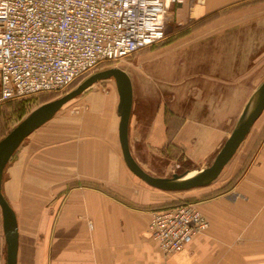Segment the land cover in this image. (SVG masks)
Returning <instances> with one entry per match:
<instances>
[{
    "label": "crops",
    "instance_id": "1",
    "mask_svg": "<svg viewBox=\"0 0 264 264\" xmlns=\"http://www.w3.org/2000/svg\"><path fill=\"white\" fill-rule=\"evenodd\" d=\"M174 5L192 26L205 21L133 53L125 68L130 148L159 176L154 160L166 159L168 139L187 169L209 165L264 81V0H182L167 9ZM82 92L30 132L5 166L17 264H264V109L218 177L189 188L209 227L166 253L150 222L177 190L134 177L120 141L117 83ZM31 103L30 95L0 97V138ZM221 185L229 187L216 193ZM7 249L0 205V264Z\"/></svg>",
    "mask_w": 264,
    "mask_h": 264
},
{
    "label": "built area",
    "instance_id": "2",
    "mask_svg": "<svg viewBox=\"0 0 264 264\" xmlns=\"http://www.w3.org/2000/svg\"><path fill=\"white\" fill-rule=\"evenodd\" d=\"M182 0H0V97L64 91L100 63L132 55L165 34V11ZM209 218L193 201L153 212L151 235L181 250Z\"/></svg>",
    "mask_w": 264,
    "mask_h": 264
},
{
    "label": "water",
    "instance_id": "3",
    "mask_svg": "<svg viewBox=\"0 0 264 264\" xmlns=\"http://www.w3.org/2000/svg\"><path fill=\"white\" fill-rule=\"evenodd\" d=\"M114 76L120 94L118 112L120 120V141L124 158L130 169L148 183L168 190L189 189L212 182L221 173L225 164L234 155L244 140L252 125L264 109V81L257 89L254 97L245 107L237 125L220 148L213 161L206 167L197 170L191 176V171L174 172L171 176H159L148 172L132 154L128 125L133 103V86L128 72L119 66H113L93 72L84 78L77 86L65 94L48 100L33 109L22 121L15 125L0 139V205L3 211L4 228L8 242L7 264H17L18 253V223L16 212L2 190L3 173L6 164L20 143L35 128L52 117L68 100L77 96L98 80Z\"/></svg>",
    "mask_w": 264,
    "mask_h": 264
},
{
    "label": "rangeland",
    "instance_id": "4",
    "mask_svg": "<svg viewBox=\"0 0 264 264\" xmlns=\"http://www.w3.org/2000/svg\"><path fill=\"white\" fill-rule=\"evenodd\" d=\"M164 21H165V34H164V36L160 40H158L157 42L153 43L152 45H148V46L144 47L143 49H140V51L144 50L146 48H149L155 44L164 43V42H168L170 40H173L178 36L189 33L190 30L192 29V25L184 20V18L182 16L181 9L179 7H177L176 5L172 6L170 9H166L165 15H164ZM131 56L123 57L120 59L105 60L102 63H100L90 74H92L95 71L105 69V68H109V67H113V66H119V67H122L125 69L127 67L126 66L127 60ZM90 74H88V75H90ZM87 76H85L84 78H86ZM84 78H81L79 81H76L73 84H71L70 87H68L69 89L67 88L68 90H64V91H43V92H39V93L30 95L31 99L33 100V103H31V105H29V109H31L32 107L36 108L37 106L46 102L45 100H47V99L51 100V99L57 98V97L65 94L67 91L75 88L77 86V84L80 83ZM110 83L116 84V79L114 76L98 80L97 82H95L94 84H92L91 86L86 88L83 92L86 93V91L92 90V89L97 88V87H102V86L104 87ZM73 99H75V98H73ZM72 100L67 102L65 105L70 103ZM167 146L168 147H167L166 159L161 158L160 161L157 159L154 160V164H156V166H159V168L161 169L160 172L164 173L166 176H171L174 172L181 173V172H184L185 170H187V168L190 165L188 164V166H187L186 160L183 161L182 157H179V153H181L180 148L177 145H174L172 143L171 139H168V145ZM174 156L176 159L174 158ZM134 177L139 182L143 183L144 185L149 186L148 182H146L144 179H142L141 177H139L135 173H134ZM226 187H227V185L226 186L221 185L220 188H217L214 191L217 193ZM190 193H191V190L185 189V190H177L174 192H168V195L172 194L175 196L171 200V202H173V204H174V203H178V202L191 201L192 198L189 195Z\"/></svg>",
    "mask_w": 264,
    "mask_h": 264
},
{
    "label": "trees",
    "instance_id": "5",
    "mask_svg": "<svg viewBox=\"0 0 264 264\" xmlns=\"http://www.w3.org/2000/svg\"><path fill=\"white\" fill-rule=\"evenodd\" d=\"M204 21H205V18H204V19H201L200 21L196 22V23L192 26V28H195V26H197V24H200V23H202V22H204ZM79 80H80V79H79ZM79 80H77V81H79ZM75 82H76V81H75ZM69 87H70V86H69ZM68 89H69V88H68ZM68 89H67V90H68ZM45 101H48V99L45 100ZM5 134H6V133H5ZM5 134H4V135H5ZM4 135H3V136H4ZM3 136H2V137H3ZM2 137H1V138H2ZM1 138H0V139H1ZM227 187H229V185H228ZM227 187H226V188H227ZM178 203H180V202H178ZM174 204H177V203H174ZM174 204H172V205H174ZM169 206H170V205H169Z\"/></svg>",
    "mask_w": 264,
    "mask_h": 264
},
{
    "label": "bare ground",
    "instance_id": "6",
    "mask_svg": "<svg viewBox=\"0 0 264 264\" xmlns=\"http://www.w3.org/2000/svg\"><path fill=\"white\" fill-rule=\"evenodd\" d=\"M196 172H197V170H191V171L186 175V177L191 176V175L195 174Z\"/></svg>",
    "mask_w": 264,
    "mask_h": 264
}]
</instances>
